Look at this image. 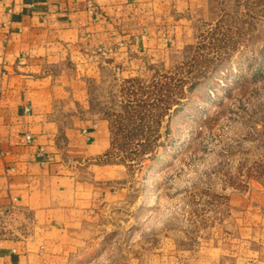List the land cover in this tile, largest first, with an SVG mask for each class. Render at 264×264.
Instances as JSON below:
<instances>
[{
    "label": "rangeland",
    "instance_id": "rangeland-1",
    "mask_svg": "<svg viewBox=\"0 0 264 264\" xmlns=\"http://www.w3.org/2000/svg\"><path fill=\"white\" fill-rule=\"evenodd\" d=\"M167 37L89 80L117 166L65 264H264V0H209Z\"/></svg>",
    "mask_w": 264,
    "mask_h": 264
},
{
    "label": "crops",
    "instance_id": "crops-1",
    "mask_svg": "<svg viewBox=\"0 0 264 264\" xmlns=\"http://www.w3.org/2000/svg\"><path fill=\"white\" fill-rule=\"evenodd\" d=\"M208 1L0 0V264L67 262L117 166L100 162L110 122L89 80L102 58L155 51Z\"/></svg>",
    "mask_w": 264,
    "mask_h": 264
},
{
    "label": "built area",
    "instance_id": "built-area-1",
    "mask_svg": "<svg viewBox=\"0 0 264 264\" xmlns=\"http://www.w3.org/2000/svg\"><path fill=\"white\" fill-rule=\"evenodd\" d=\"M26 138H27L28 141H31V139H32L31 134L28 133V134L26 135ZM15 199L17 200V198H15Z\"/></svg>",
    "mask_w": 264,
    "mask_h": 264
}]
</instances>
